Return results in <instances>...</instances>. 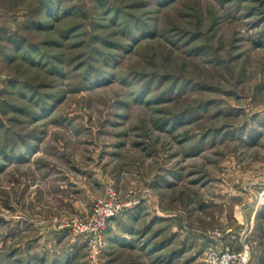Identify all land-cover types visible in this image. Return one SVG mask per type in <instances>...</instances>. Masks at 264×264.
Masks as SVG:
<instances>
[{
	"label": "rangeland",
	"instance_id": "374dc122",
	"mask_svg": "<svg viewBox=\"0 0 264 264\" xmlns=\"http://www.w3.org/2000/svg\"><path fill=\"white\" fill-rule=\"evenodd\" d=\"M110 191L97 264H264V0H0V264H93Z\"/></svg>",
	"mask_w": 264,
	"mask_h": 264
},
{
	"label": "built area",
	"instance_id": "2783aa9c",
	"mask_svg": "<svg viewBox=\"0 0 264 264\" xmlns=\"http://www.w3.org/2000/svg\"><path fill=\"white\" fill-rule=\"evenodd\" d=\"M106 201V202H104ZM94 200L93 213L83 221H66L60 223L58 229L61 231L69 230L75 236L84 238L87 242V249L89 252V259L93 264H97L99 255L102 251V246L105 243L104 231L109 220L119 215L125 209L129 208L131 203H122L117 199L115 194L111 191L107 198ZM221 254V255H220ZM207 264H242L243 254L232 253L226 251L225 253L215 254L213 251L206 253Z\"/></svg>",
	"mask_w": 264,
	"mask_h": 264
},
{
	"label": "crops",
	"instance_id": "0c3cea01",
	"mask_svg": "<svg viewBox=\"0 0 264 264\" xmlns=\"http://www.w3.org/2000/svg\"><path fill=\"white\" fill-rule=\"evenodd\" d=\"M135 210H131V212H128L126 215H123V216H121V217H119V218H116L114 221H111L110 223H109V225L108 226H112L111 227V232L115 235V233H117V235H119V237L118 236H113V242H114V244H115V241H117V242H119V245L120 246H123L124 248L126 247V246H128V247H131V245L129 244V242L132 240V238L135 240V234H133V235H130L129 237H127V238H124L123 236H121L120 235V233H119V224L118 225H116V223H118V221H124V220H128L127 221V223L129 222V219L131 218V216H130V214L132 213V212H134ZM136 212V211H135ZM126 218V219H125ZM109 228V227H108ZM108 230V229H107ZM111 239V240H112ZM123 239H126L127 241H126V243H123L122 244V240ZM110 240V241H111ZM105 242H107V240L105 241ZM124 242V241H123ZM118 244V243H117ZM134 246V245H133ZM127 249V248H126ZM134 250H136V249H134Z\"/></svg>",
	"mask_w": 264,
	"mask_h": 264
},
{
	"label": "trees",
	"instance_id": "16d2710c",
	"mask_svg": "<svg viewBox=\"0 0 264 264\" xmlns=\"http://www.w3.org/2000/svg\"><path fill=\"white\" fill-rule=\"evenodd\" d=\"M11 44H12V45L15 44V45H16V48L21 46V50L23 49V44L21 45V44H17V43H15V42H13V43L11 42ZM15 156H16V155H12V157H11V156H10V157H7V158L5 159V162L15 160ZM31 259H32V261L34 262V264H45V263H43V261H39V259H37L36 256H35L34 258H31ZM69 262H70V260H69L67 263L64 262V264H68ZM20 263H21V262H20ZM4 264H6V263H4ZM55 264H57V262H56Z\"/></svg>",
	"mask_w": 264,
	"mask_h": 264
}]
</instances>
